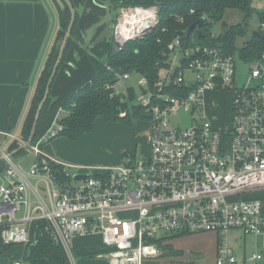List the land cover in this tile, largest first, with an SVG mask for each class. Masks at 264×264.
Listing matches in <instances>:
<instances>
[{"label": "built area", "instance_id": "obj_1", "mask_svg": "<svg viewBox=\"0 0 264 264\" xmlns=\"http://www.w3.org/2000/svg\"><path fill=\"white\" fill-rule=\"evenodd\" d=\"M158 13L156 6L121 7L111 33L114 50L150 34ZM258 28L264 30V23ZM166 52L154 83L114 71V82L103 86L110 99L142 112L140 121L148 125L144 154L124 155L113 167L62 162L45 149L63 131L62 108L27 146L32 159L25 168L0 151L3 245L31 247L43 232L75 264L73 241L97 236L102 250L89 254L94 259L158 264L164 261L165 240L217 233L214 264L264 262V198L259 195L264 192V54L248 62V79L237 87L234 55L203 44L184 45L179 38ZM210 93L229 94L227 120L214 115L206 99ZM179 112L189 117L187 126L171 125L170 117ZM229 233L251 237V252L238 256L227 241ZM10 264L24 261L15 258Z\"/></svg>", "mask_w": 264, "mask_h": 264}, {"label": "trees", "instance_id": "obj_2", "mask_svg": "<svg viewBox=\"0 0 264 264\" xmlns=\"http://www.w3.org/2000/svg\"><path fill=\"white\" fill-rule=\"evenodd\" d=\"M75 11L74 21L67 38L65 47L54 76L51 80L48 96L40 111L33 141H36L47 129L56 111L64 110L59 122L63 126L60 135L76 140L92 131L94 122H120L130 125L132 120H143L142 112L132 107L129 109L118 98L110 99L103 86L106 82H114V71L120 73H135L144 77L149 84L154 83L158 70L163 65L166 46L175 38H179L184 45L203 44L220 49L228 56L238 55L246 62L258 61L264 54V30L257 29L258 35H252L240 47L236 46L237 39L245 36L244 23L228 27L224 33L213 37L207 27L220 22L226 10L236 9L243 13V20L254 13L259 24L264 23V11L256 10L252 5L256 0H110L117 11L121 7L156 6L159 10L156 28L143 38L127 43L120 51H115L110 42L102 41L92 50L84 48L85 32L93 25H98L105 16V7L99 0H68ZM108 0H101V2ZM58 15V30L54 42L46 57L44 66L39 74L29 109L21 127V137L28 138L35 116V111L41 101L52 68L58 57L57 43L64 37L71 19L70 9L65 5L59 7L56 0H52ZM84 11L78 14L77 7ZM204 18L201 37L193 31L184 37L185 29ZM181 20V21H179ZM225 26V25H224ZM103 25H98L93 39L102 31ZM160 39V43H157ZM111 68V71L107 70ZM132 99V92H130ZM126 111L124 117L120 113ZM18 147L11 145L9 152ZM20 151L17 154H22ZM16 154V155H17ZM210 234V233H204ZM214 234L216 243L220 236ZM201 235V234H200ZM185 238V236L178 239ZM176 239L165 240L161 245L164 249L163 259L180 256L173 249L172 242ZM217 246V244H216ZM9 246L0 242V250ZM23 261L29 264H71L63 248L55 244L46 233H41L36 245L24 248Z\"/></svg>", "mask_w": 264, "mask_h": 264}, {"label": "rangeland", "instance_id": "obj_3", "mask_svg": "<svg viewBox=\"0 0 264 264\" xmlns=\"http://www.w3.org/2000/svg\"><path fill=\"white\" fill-rule=\"evenodd\" d=\"M61 1V0H60ZM97 1V0H93ZM105 2V1H104ZM98 1V3L104 4L108 9L110 4ZM256 10L264 11V0H256L252 4ZM78 14L88 10L78 6ZM103 20V19H102ZM101 20V21H102ZM238 23H244L246 34L243 38L237 39L236 46L240 47L246 42L252 32H257L258 29V18L252 13L249 17L243 20V13L236 9H228L225 11L222 20L217 23H213L212 26L207 27L208 31L213 37L218 36L220 33L233 25ZM225 25V26H224ZM97 25L91 26L86 32V37H91L96 30ZM235 63V86L241 87L245 85L248 76L250 64L246 61L241 60L238 55H234ZM137 76L131 77L129 83L133 86L136 85ZM207 101L211 104V107L215 109L214 115L218 119L227 120L229 116V94H207ZM30 99L28 104L30 103ZM170 123L174 127H184L189 124V117L184 112H179L170 117ZM217 122H213L216 125ZM148 125L145 121L132 120L130 125L121 124L120 122L104 123L99 120L94 122L93 129L90 133L84 134L76 140H70L67 136L59 135L51 140L48 145V149L51 155L55 158L61 160L64 163L74 165L76 167H87V168H97V167H113L117 166L121 158L127 154H140L147 151L146 146V133ZM20 134V130L16 131V135ZM11 139V145L19 147L21 145L20 141H24L20 136L19 141ZM47 147V146H46ZM47 149V148H46ZM24 153L13 155L12 161L21 165L25 168L32 159V154L29 150H23ZM52 151V152H51ZM47 152V150H46ZM73 173L81 172L79 170H72ZM87 173L86 171H82ZM94 174H100L98 170L88 171ZM262 198H264V192L259 193ZM86 238V239H85ZM77 239L72 243V249L74 251V262L75 264H90L92 262L80 263L84 258L93 259V255L80 256L77 254V248L83 246L95 247L100 243L99 237H85ZM227 241L230 245L234 247L236 253H241L243 249L247 252L251 250L250 244L253 243V239L249 236H242L238 233L233 238L230 234L227 237ZM90 245H88V244ZM184 247L191 253L181 255V261H186L191 258H195V262L192 264H214L213 262V243L212 235H197L192 237L183 238L179 241ZM24 247L21 245H11L6 250L1 252L0 257L7 262L9 258L17 257L22 259L24 256ZM179 261V260H178ZM178 261H168L159 262L158 264H179ZM96 262L95 264H97ZM24 264H29L24 262Z\"/></svg>", "mask_w": 264, "mask_h": 264}, {"label": "crops", "instance_id": "obj_4", "mask_svg": "<svg viewBox=\"0 0 264 264\" xmlns=\"http://www.w3.org/2000/svg\"><path fill=\"white\" fill-rule=\"evenodd\" d=\"M57 30L58 15L52 0H0V151L2 152L11 153L9 152V144L12 142L10 138L21 136V134L16 135V131L20 130L21 133L22 123L31 104L39 74ZM29 99L31 101L28 104ZM46 148L49 152L48 146ZM3 168L4 161L0 156V175ZM230 234L234 238L237 233ZM209 235H212L214 241L215 256L217 237L211 233ZM182 239L172 242L173 249L180 253V256L165 259V262L172 260H179V264L195 262V258L191 257L189 260L181 261L182 254L186 252L191 254L183 244L179 243ZM230 246L234 250V247ZM76 248L77 254H80L82 258L102 250L101 243L95 247L81 245L80 249ZM249 252L251 250L247 252L243 249L241 253H235L242 256ZM15 258L17 257L9 258L5 262L0 257V264H10ZM84 262L106 264V261L94 258H84L80 263Z\"/></svg>", "mask_w": 264, "mask_h": 264}, {"label": "water", "instance_id": "obj_5", "mask_svg": "<svg viewBox=\"0 0 264 264\" xmlns=\"http://www.w3.org/2000/svg\"><path fill=\"white\" fill-rule=\"evenodd\" d=\"M64 1L67 4V6L69 7V9H70L71 19H70L68 27H67V29L65 31L64 37L57 43V45L59 46L58 57H57V59L55 61V64H54V66L52 68V72H51V75H50L49 80L47 82L44 95H43L41 101L39 102V104L37 106V109L35 111L34 121H33V125H32V128H31L30 134H29L28 138L26 139L24 145H21L15 151H12L11 153H8L9 157H12L13 155H16L18 152L27 149V146L30 145L32 140H33L34 131H35V125L37 123V120H38L40 111H41V109L43 107V104H44V102H45V100H46V98L48 96V91H49V86H50L51 80H52V78L54 76L56 68H57V66L59 64V61L61 59V56H62V53H63V49L65 47L67 38L69 37L70 30H71V27H72V24H73V21H74V17H75V11L72 9L71 5L68 3L67 0H64ZM56 2L59 5V7L63 8V4L61 3L60 0H56ZM203 25H204V18H199L197 21H195L194 23H192L191 25H189L185 29L184 36L188 37V35H190L194 31L197 34L198 37H201V28L203 27ZM110 29H111L110 20H109V16L107 15L106 19H105V22H104V29L98 35V37L95 39V41L92 44V47L90 49H92L94 46L99 44L101 41H103L105 39H108L109 36H110ZM252 35H258V33L254 31V32H252ZM85 45H88V43L85 42ZM164 59L166 60L167 57H164ZM84 177H85V175H83V176L76 175L75 176V178L78 179V180L81 179V178H84Z\"/></svg>", "mask_w": 264, "mask_h": 264}, {"label": "flooded vegetation", "instance_id": "obj_6", "mask_svg": "<svg viewBox=\"0 0 264 264\" xmlns=\"http://www.w3.org/2000/svg\"><path fill=\"white\" fill-rule=\"evenodd\" d=\"M68 1V0H67ZM61 3L63 4V6H67V4L65 3V1L64 0H61ZM68 3H69V1H68ZM104 3H108V4H110V8H112V9H108L104 4H102L104 7H105V16L99 21V26L100 25H103V29H104V22H105V19H106V16L108 15L109 16V20H110V25H111V29H110V36H109V38L108 39H105V40H103V41H107V42H110L111 43V33H112V28H113V23H114V19H115V17H116V14H117V12H118V10L120 9H118L117 11H115V9L113 8V6H112V3L110 2V0H108V1H106V2H104ZM70 4V3H69ZM71 5V4H70ZM68 7V6H67ZM69 8V7H68ZM98 25H97V27H98ZM97 27H96V30H95V33L91 36V37H86V35L84 36V48H86L87 50H92V49H90L91 47H92V44L94 43V41H95V39L98 37V35L103 31V29H102V31L95 37V39H93L94 38V36H95V34H96V31H97ZM85 42H87L88 43V45H85ZM102 42V41H101ZM100 42V43H101Z\"/></svg>", "mask_w": 264, "mask_h": 264}]
</instances>
